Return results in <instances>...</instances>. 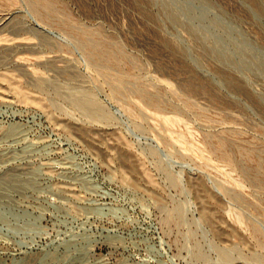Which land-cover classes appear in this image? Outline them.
Segmentation results:
<instances>
[{
	"label": "rangeland",
	"instance_id": "obj_1",
	"mask_svg": "<svg viewBox=\"0 0 264 264\" xmlns=\"http://www.w3.org/2000/svg\"><path fill=\"white\" fill-rule=\"evenodd\" d=\"M0 264H264V0H0Z\"/></svg>",
	"mask_w": 264,
	"mask_h": 264
},
{
	"label": "bare ground",
	"instance_id": "obj_2",
	"mask_svg": "<svg viewBox=\"0 0 264 264\" xmlns=\"http://www.w3.org/2000/svg\"><path fill=\"white\" fill-rule=\"evenodd\" d=\"M87 105V104H86ZM85 106V105H84ZM98 114V113H97ZM168 120V119H167ZM166 123H167V121H166Z\"/></svg>",
	"mask_w": 264,
	"mask_h": 264
}]
</instances>
